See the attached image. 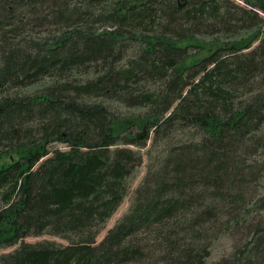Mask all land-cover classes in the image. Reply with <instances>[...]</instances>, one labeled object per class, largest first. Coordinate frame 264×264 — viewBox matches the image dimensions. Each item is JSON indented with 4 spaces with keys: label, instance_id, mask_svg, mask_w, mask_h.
I'll return each mask as SVG.
<instances>
[{
    "label": "trees",
    "instance_id": "1",
    "mask_svg": "<svg viewBox=\"0 0 264 264\" xmlns=\"http://www.w3.org/2000/svg\"><path fill=\"white\" fill-rule=\"evenodd\" d=\"M262 14L264 0H0V248L20 243L0 264H137L140 233L154 264H203L213 223L244 237L217 264H264ZM96 98L149 112L121 119ZM187 128L198 138L97 243L141 164L132 147ZM45 233L69 244L23 241Z\"/></svg>",
    "mask_w": 264,
    "mask_h": 264
},
{
    "label": "rangeland",
    "instance_id": "2",
    "mask_svg": "<svg viewBox=\"0 0 264 264\" xmlns=\"http://www.w3.org/2000/svg\"><path fill=\"white\" fill-rule=\"evenodd\" d=\"M262 16H264L262 14ZM253 32L247 31L242 32L240 35L236 37L231 36H220L219 38L226 41H234L239 40L242 38L249 37ZM205 41L209 42L212 41L214 38H203ZM129 55H132L130 52ZM94 77L93 73H88L86 75L79 74L76 72H73L70 75L71 79L78 80L80 82L86 81L89 78ZM69 78V80H70ZM57 80L54 78H44L39 83L32 85L30 87L25 88L22 90V93L27 95H34L37 93H41L43 90H45L48 86H50L52 83L56 82ZM154 88V87H152ZM146 89H149L148 86ZM91 102H97L102 103L106 105L118 118H125V119H136L138 117H143L148 115L149 108L147 107H136V108H129L125 105H123L121 102H117L114 100H108V99H89ZM140 130L135 131L134 133H139ZM133 133V134H134ZM144 132L140 133L141 136H143ZM165 137L155 139L153 133L150 134V139L148 142H146V145L143 147H132V149L139 153L141 155V164L137 166L132 174L127 179L126 184V195L120 204V206L117 208L116 212L113 214V216L106 222L104 226H102L98 231V238L97 243H100L104 240L108 232L113 229L131 210L137 195V192L141 187L143 186V183L149 178V172L152 170L153 172L157 169H159L165 157L167 156V153L170 148L175 146L176 144H180L187 141H193L198 138V134L194 129H177L172 131L169 134V131L164 134ZM52 149H60V150H67V147L64 144L56 143L54 146H52ZM152 180V179H150ZM154 180V178H153ZM255 193H256V189ZM260 194L262 193L264 195V180H261V187L258 191ZM254 209V208H253ZM218 226V225H217ZM210 227L214 229L215 233L212 234L213 237L208 240L204 241L203 246H209L208 251L209 255L206 257L203 264H217L222 259L229 257L238 243L240 239H244L241 235L237 234L236 237H234L235 232L234 231H223L220 232V227L216 228V225L210 224ZM138 242H140L142 247H145V257H142L140 260V263L137 264H154L159 263L162 261V255L158 251H156V244H157V237L153 235V237H149L148 234L140 233L135 238ZM25 243L30 244H41L51 242L55 243L57 245H63L67 246L69 244V241L63 237L52 235L50 233H45L40 236H29L26 237L23 240ZM202 240L196 241L197 246L201 244L199 242ZM195 242V241H193ZM159 244V243H158ZM19 245L13 246V247H7V248H0V256L3 254L11 253L15 251Z\"/></svg>",
    "mask_w": 264,
    "mask_h": 264
}]
</instances>
